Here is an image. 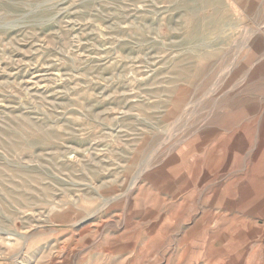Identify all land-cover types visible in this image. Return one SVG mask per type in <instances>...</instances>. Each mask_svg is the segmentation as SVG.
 Returning <instances> with one entry per match:
<instances>
[{
    "label": "rangeland",
    "instance_id": "374dc122",
    "mask_svg": "<svg viewBox=\"0 0 264 264\" xmlns=\"http://www.w3.org/2000/svg\"><path fill=\"white\" fill-rule=\"evenodd\" d=\"M0 264H264V0H0Z\"/></svg>",
    "mask_w": 264,
    "mask_h": 264
}]
</instances>
